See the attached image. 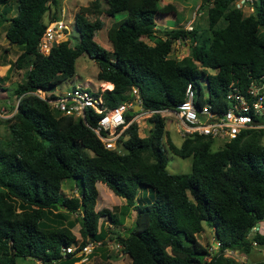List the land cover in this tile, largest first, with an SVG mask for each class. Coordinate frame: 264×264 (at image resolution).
<instances>
[{"label":"trees","instance_id":"1","mask_svg":"<svg viewBox=\"0 0 264 264\" xmlns=\"http://www.w3.org/2000/svg\"><path fill=\"white\" fill-rule=\"evenodd\" d=\"M102 1L111 18L127 14L108 29L112 54L95 41L104 22L102 5L94 0L75 15L78 45L67 40L43 55L39 42L47 21L60 20V0H0V28L9 22L5 37L21 51L13 66L25 70L24 82L12 91V116L3 121L10 138L0 135V264H77L81 258L65 249L93 241L102 251L112 233L130 264H239L225 252L248 255L264 248V233H253L264 223V130L247 131L218 150L204 137L185 138L178 148L160 112L183 103L190 83L197 104L222 111L230 89L246 92L264 78V0L249 15L235 8V0H206L200 10L207 12V37L197 28L161 30L156 16L178 13L160 0ZM14 2L18 12L10 18ZM180 39H190L192 46L190 57L179 62L170 54ZM84 54L98 66L97 81L113 87L102 93L107 107L133 100L137 88L143 111L155 112L147 137L139 135L137 123L125 131L121 154L107 150L86 126L85 121L95 127L99 115L87 110L85 121L65 116L33 94L73 78ZM133 116L131 111L127 119ZM167 148L192 158L190 173L167 171ZM98 182L124 200L120 215L96 210ZM65 183L74 184L78 196H64ZM132 211L136 218L128 236L100 223L108 217L119 224ZM204 223L215 230L217 253L198 239ZM78 225L81 241L73 232Z\"/></svg>","mask_w":264,"mask_h":264},{"label":"rangeland","instance_id":"2","mask_svg":"<svg viewBox=\"0 0 264 264\" xmlns=\"http://www.w3.org/2000/svg\"><path fill=\"white\" fill-rule=\"evenodd\" d=\"M94 0H61L62 8L66 11L64 16L61 15L62 21L64 24L69 27V36L67 40L70 41L71 47H76L79 43V33L75 27V15L82 7L89 6ZM257 7L260 6L261 0H255ZM103 10V13L99 18L104 22V27L95 33V41L105 48L109 53L112 54L113 47L108 40V29L111 24L114 22H120L127 17L126 13H120L116 17L111 18L105 12L107 8L106 4L99 0ZM206 3V0H160L161 6H174L177 10V15L168 14L156 16L155 21L158 26H163L166 29L174 28H183L187 31H192L197 28L199 33H205V37L208 36L206 31L209 28L208 25V16L207 12L201 11L200 7ZM1 11V8H0ZM18 12V4L14 2L12 4V12L10 15L14 17ZM63 14V12H62ZM249 15V13H246ZM92 21L96 19V16L92 15L90 18ZM48 20V18H45ZM48 22V21H47ZM9 25L7 22L3 27L0 28V135L2 140L10 138L8 126L4 120L10 118L12 114L9 111V107L17 104V99L13 95V89L20 83L24 82V73L25 70H18L14 68L13 63L20 54V49L16 45H10L5 37L6 29ZM162 36V34H158ZM144 41L153 45L147 38H144ZM192 41L190 39H180L176 40L172 47V53L170 54L171 58L176 59L177 61H183L190 57ZM10 69V70H9ZM98 66L93 59H91L87 54L82 55L76 61V75L62 83H59L51 92L57 96H61L67 91L71 90L74 87L84 86L86 83H91L92 88H99V82L96 79L98 73ZM9 71V72H8ZM8 73V74H7ZM209 73L213 74L214 71L209 70ZM7 75V76H6ZM102 87L104 89L109 88L104 84ZM138 110V109H137ZM166 119V130L172 139L173 143L180 148L183 144L185 138L178 131L177 123L178 120L174 115L167 114V112L160 113ZM153 114L150 113H141L138 115L137 124L139 125V135L144 138L149 135L151 129V124L149 122L150 117ZM264 143V140L262 141ZM224 144L221 141H216L214 143V149L218 150L223 147ZM86 153H90L86 151ZM166 156L168 159L167 171L170 174H188L191 172L192 168V158H181L171 152L168 148L166 150ZM97 188L99 191V197L97 200V211L107 209L113 213L120 215L121 207L125 205V202L122 198L116 196L105 184L98 182ZM62 194L66 197H75L78 196V191L73 184V187H70V183H65L63 186ZM147 194H150V191H147ZM142 204H146L145 201H142ZM74 215L70 219H74ZM136 218L135 212H130V215L123 219L119 216V220L123 221L119 224H114L108 217H103L100 220V223H104L106 227L116 234L119 233L120 236H128L129 229L131 228L134 219ZM264 227V223H262ZM204 232L198 236V239L201 244L206 246L209 250L213 247H217V240L215 238V230L209 227L208 224L204 223ZM80 226H76L73 230L77 239L81 241L79 234ZM263 230V229H262ZM264 233V230H263ZM114 234H110L106 240V247L101 251L96 249L94 253L90 256L88 261L80 264H129V258L123 254L121 248H118L117 243L115 242ZM239 264L246 263H258L264 261V248L263 247H254L252 251L248 254L234 253V256ZM126 259V260H125ZM19 264H40L35 260H28L27 262L20 261Z\"/></svg>","mask_w":264,"mask_h":264},{"label":"built area","instance_id":"3","mask_svg":"<svg viewBox=\"0 0 264 264\" xmlns=\"http://www.w3.org/2000/svg\"><path fill=\"white\" fill-rule=\"evenodd\" d=\"M255 2V0H235L234 5L237 10L251 14L254 12ZM62 12L64 16L65 13ZM62 17L58 21H50L47 24L38 46L41 54L49 55L54 46L67 41L69 27L63 23ZM102 86L96 89L90 85L74 87L61 96L43 90L33 94L47 102L52 110L65 116L85 121L87 110L99 115L100 118L95 127L85 121L86 126L92 129L107 150L121 154L123 146L120 139L131 125L137 123L138 115L145 111L142 109L137 88L132 91L133 100L116 108H109L102 96L107 89ZM195 99L196 90L190 83L186 90L185 101L173 111H164L174 115L178 120V131L184 138L204 137L215 142L221 141L225 145L238 139L247 131L264 130V78L252 82L246 92H241L238 88L230 89L226 96L228 107L222 111L215 109L211 104H197ZM131 111L135 116L127 119V114ZM146 113L154 114L155 112ZM262 229L264 230V227L260 225L254 229L253 233H263ZM216 244L217 247L210 250L211 254L219 251L220 243L217 241ZM254 245L257 246V243ZM117 246L122 249L121 245L117 244ZM100 247V242L92 241L82 248L78 244L65 249L64 252L75 253L76 257L81 258L77 263L80 264V262L88 261L94 251ZM234 253L230 250L225 252L226 256L230 257L234 256Z\"/></svg>","mask_w":264,"mask_h":264},{"label":"crops","instance_id":"4","mask_svg":"<svg viewBox=\"0 0 264 264\" xmlns=\"http://www.w3.org/2000/svg\"><path fill=\"white\" fill-rule=\"evenodd\" d=\"M62 2H61V0H60V14L62 15V11H64V13L66 12L63 8H62V4H61ZM87 7V6H86ZM82 8V7H81ZM80 8V9H81ZM79 9V10H80ZM107 9V8H106ZM106 9H105V11H106ZM47 21V20H46ZM105 83H99V86H101V85H104ZM106 84H108V83H106ZM85 85H92L90 82L89 83H86ZM84 85V86H85ZM112 86V85H111ZM112 88L113 87H111V88H108V89H110V90H112ZM97 210V209H96ZM108 239V238H107ZM106 239V240H107ZM124 254V253H123ZM126 255V254H125ZM127 256V255H126ZM128 257V256H127ZM129 258V257H128ZM126 260V259H125ZM129 260V264L131 263V260H130V258L128 259Z\"/></svg>","mask_w":264,"mask_h":264},{"label":"water","instance_id":"5","mask_svg":"<svg viewBox=\"0 0 264 264\" xmlns=\"http://www.w3.org/2000/svg\"><path fill=\"white\" fill-rule=\"evenodd\" d=\"M159 28H160L161 30H162V29H164V27H163V26H160Z\"/></svg>","mask_w":264,"mask_h":264},{"label":"clouds","instance_id":"6","mask_svg":"<svg viewBox=\"0 0 264 264\" xmlns=\"http://www.w3.org/2000/svg\"><path fill=\"white\" fill-rule=\"evenodd\" d=\"M60 19H61V18H60ZM48 23H49V21H48ZM48 23H47V24H48ZM107 90H110V89H107Z\"/></svg>","mask_w":264,"mask_h":264},{"label":"bare ground","instance_id":"7","mask_svg":"<svg viewBox=\"0 0 264 264\" xmlns=\"http://www.w3.org/2000/svg\"><path fill=\"white\" fill-rule=\"evenodd\" d=\"M109 88H111V87H109Z\"/></svg>","mask_w":264,"mask_h":264}]
</instances>
